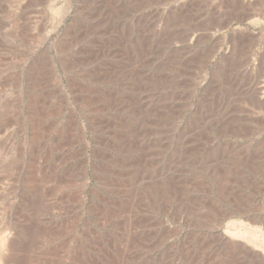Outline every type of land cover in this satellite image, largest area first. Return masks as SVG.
<instances>
[{
  "label": "rangeland",
  "instance_id": "obj_1",
  "mask_svg": "<svg viewBox=\"0 0 264 264\" xmlns=\"http://www.w3.org/2000/svg\"><path fill=\"white\" fill-rule=\"evenodd\" d=\"M263 222L264 0H0V264H264Z\"/></svg>",
  "mask_w": 264,
  "mask_h": 264
},
{
  "label": "bare ground",
  "instance_id": "obj_2",
  "mask_svg": "<svg viewBox=\"0 0 264 264\" xmlns=\"http://www.w3.org/2000/svg\"><path fill=\"white\" fill-rule=\"evenodd\" d=\"M251 221L255 222V220H251ZM257 229H260V231L259 230L257 231ZM249 230L252 231V232L255 231V232H258V233H260L262 231L264 233V222H263L262 226L249 227ZM9 239H7V238L4 239V237H0V259L6 257L9 254V252L13 250V244H12L11 240H9ZM242 239H246L245 236H242ZM246 240H248L251 243L254 242L251 239H246ZM255 245H256V243H255ZM9 256H10V254H9Z\"/></svg>",
  "mask_w": 264,
  "mask_h": 264
}]
</instances>
